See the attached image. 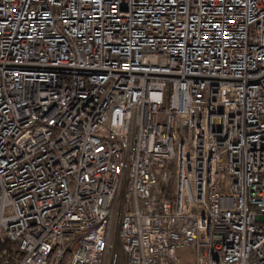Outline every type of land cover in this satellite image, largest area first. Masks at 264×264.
<instances>
[{
  "label": "built area",
  "instance_id": "obj_1",
  "mask_svg": "<svg viewBox=\"0 0 264 264\" xmlns=\"http://www.w3.org/2000/svg\"><path fill=\"white\" fill-rule=\"evenodd\" d=\"M0 264H264V0H0Z\"/></svg>",
  "mask_w": 264,
  "mask_h": 264
},
{
  "label": "rangeland",
  "instance_id": "obj_2",
  "mask_svg": "<svg viewBox=\"0 0 264 264\" xmlns=\"http://www.w3.org/2000/svg\"><path fill=\"white\" fill-rule=\"evenodd\" d=\"M177 255L183 262H192L196 259V253L189 246H181L177 249Z\"/></svg>",
  "mask_w": 264,
  "mask_h": 264
}]
</instances>
